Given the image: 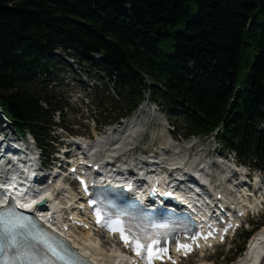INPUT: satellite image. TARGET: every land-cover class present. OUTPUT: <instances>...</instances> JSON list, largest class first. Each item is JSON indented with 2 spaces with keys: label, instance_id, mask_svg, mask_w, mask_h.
Listing matches in <instances>:
<instances>
[{
  "label": "trees",
  "instance_id": "trees-1",
  "mask_svg": "<svg viewBox=\"0 0 264 264\" xmlns=\"http://www.w3.org/2000/svg\"><path fill=\"white\" fill-rule=\"evenodd\" d=\"M58 49L103 55L133 103L150 81L192 133L224 123L229 150L264 162V0H0V105L38 138L52 96L36 79Z\"/></svg>",
  "mask_w": 264,
  "mask_h": 264
},
{
  "label": "snow or ice",
  "instance_id": "snow-or-ice-1",
  "mask_svg": "<svg viewBox=\"0 0 264 264\" xmlns=\"http://www.w3.org/2000/svg\"><path fill=\"white\" fill-rule=\"evenodd\" d=\"M29 227V218L20 214H17L16 206L12 205L5 208H0V251H6L9 248H16L19 245L17 240V234L27 230ZM111 230L121 232V238L125 243H129V237L125 235L123 228H112ZM7 241V244L4 241ZM40 242L44 245L43 256L47 257L51 254L58 260H68L69 254L66 249L58 246L56 243L41 237ZM131 242L135 245L137 254H141V250L152 251L156 244L159 243L155 238L150 239L149 243H142L139 237H132ZM182 248H190L187 245H180ZM22 255L24 258H28L31 254L24 250L22 253H18V256Z\"/></svg>",
  "mask_w": 264,
  "mask_h": 264
},
{
  "label": "rangeland",
  "instance_id": "rangeland-1",
  "mask_svg": "<svg viewBox=\"0 0 264 264\" xmlns=\"http://www.w3.org/2000/svg\"><path fill=\"white\" fill-rule=\"evenodd\" d=\"M58 55H62V54H60V53H58ZM71 69H73V73H72V76L75 78H77V77H80L81 79H82V81L83 82H87L88 83V85L89 86H95V87H97V84L95 83V82H91L87 77V72L89 71L88 69H85V70H74V68H71ZM71 71V70H70ZM61 79L63 80V86H59L58 88H60V89H58L59 91H63V92H65V90H67V88L68 87H70V88H72V86L74 85V83L69 79V80H67V76H62L61 77ZM77 87H78V90H80L81 89V87L80 86H78V84H77ZM76 87V88H77ZM62 88V89H61ZM108 90H109V92H111V94L115 97V95H114V93H112V91H111V86L110 87H108ZM146 106L147 105H144L143 107L144 108H146ZM72 118V117H71ZM164 118H168V117H165L164 116ZM156 129V128H155ZM156 130H154L152 133H151V135H153V133L155 132ZM56 135V134H55ZM151 135L149 136V140L150 141H152V139H153V142L154 143H160V140L162 139V137H163V135H162V133H161V131L159 130V132H158V135H156V137L154 136V138L153 137H151ZM148 137V136H147ZM191 140V139H190ZM201 144L204 148H206V149H208L210 152H213V150H214V148L212 147L211 148V146H212V144L211 143H209L208 142V140H199V138H195V139H193L192 138V140H191V144L193 145V144ZM200 149H203V148H200ZM199 148H198V151L200 150ZM243 234V233H242ZM241 243H242V240H241V235H239V238H238V240L235 242V243H232L230 246H225V247H223L222 249H219L218 250V257H217V260H218V262L220 263V262H223L224 261V259H226L227 257L229 258L230 256H231V254L241 245ZM234 248V251L232 252V253H228V251L231 249V248ZM247 251V250H246ZM217 255V254H216ZM216 255L213 257L214 259L216 258ZM244 255H242L241 257H243ZM226 257V258H225ZM240 257V258H241ZM197 261L196 260H194L193 262H192V264H197L196 263Z\"/></svg>",
  "mask_w": 264,
  "mask_h": 264
},
{
  "label": "bare ground",
  "instance_id": "bare-ground-1",
  "mask_svg": "<svg viewBox=\"0 0 264 264\" xmlns=\"http://www.w3.org/2000/svg\"><path fill=\"white\" fill-rule=\"evenodd\" d=\"M105 142H106V139H105ZM61 195L62 193L58 194V196L60 197L58 199H60V201L64 198V196H61ZM76 238L81 241L85 238H88V234L85 233V234L77 235ZM93 251H97V250L93 249ZM114 253L115 252H112L113 255ZM109 254H110L109 251H106L105 256H101V257L108 258ZM263 260H264V227L252 238L244 256L241 257L236 264H259L260 261L262 264ZM200 264H210V263L205 262L203 260L201 261Z\"/></svg>",
  "mask_w": 264,
  "mask_h": 264
}]
</instances>
